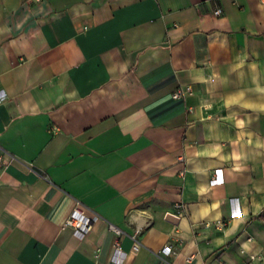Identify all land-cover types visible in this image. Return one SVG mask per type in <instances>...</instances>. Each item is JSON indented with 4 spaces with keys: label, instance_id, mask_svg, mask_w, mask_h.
<instances>
[{
    "label": "crops",
    "instance_id": "0c3cea01",
    "mask_svg": "<svg viewBox=\"0 0 264 264\" xmlns=\"http://www.w3.org/2000/svg\"><path fill=\"white\" fill-rule=\"evenodd\" d=\"M0 154V264H264V0H0Z\"/></svg>",
    "mask_w": 264,
    "mask_h": 264
},
{
    "label": "built area",
    "instance_id": "2783aa9c",
    "mask_svg": "<svg viewBox=\"0 0 264 264\" xmlns=\"http://www.w3.org/2000/svg\"><path fill=\"white\" fill-rule=\"evenodd\" d=\"M30 1V0H29ZM40 1V0H36ZM214 15L220 16L222 14V10L220 8H215V11L213 12ZM190 87H178L174 90V93L172 94V97L174 98H181L190 92ZM182 160V159H181ZM3 165V159L0 154V167ZM181 207V204H178L176 206L177 209ZM101 217L98 213H96L94 210L87 208L81 201H76L74 207L69 212V216L66 218L64 226H67L72 229V235L77 240L83 239L90 231L92 230V226L95 222L100 220ZM222 225L217 224V226L220 228ZM108 227L111 231L117 236L120 235V230L116 227H114L112 224H108ZM134 240V237H132ZM139 248L138 242L134 240V244L132 245L131 250L133 252H136ZM171 246L167 245L163 248L161 253L170 254L171 253ZM124 257V253L121 252L120 243L119 241H116L113 248V261L116 263H120Z\"/></svg>",
    "mask_w": 264,
    "mask_h": 264
},
{
    "label": "water",
    "instance_id": "95a60500",
    "mask_svg": "<svg viewBox=\"0 0 264 264\" xmlns=\"http://www.w3.org/2000/svg\"><path fill=\"white\" fill-rule=\"evenodd\" d=\"M165 218L171 222H176L177 221V217L171 213H167L165 215Z\"/></svg>",
    "mask_w": 264,
    "mask_h": 264
}]
</instances>
